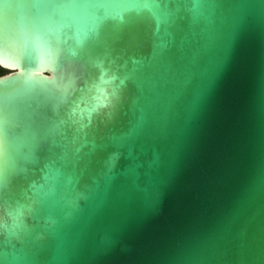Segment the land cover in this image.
Segmentation results:
<instances>
[{
	"label": "water",
	"instance_id": "water-1",
	"mask_svg": "<svg viewBox=\"0 0 264 264\" xmlns=\"http://www.w3.org/2000/svg\"><path fill=\"white\" fill-rule=\"evenodd\" d=\"M0 57V264H264V0H0Z\"/></svg>",
	"mask_w": 264,
	"mask_h": 264
},
{
	"label": "snow or ice",
	"instance_id": "snow-or-ice-1",
	"mask_svg": "<svg viewBox=\"0 0 264 264\" xmlns=\"http://www.w3.org/2000/svg\"><path fill=\"white\" fill-rule=\"evenodd\" d=\"M10 64H11V60L9 58L0 57V67H4L5 65H10ZM7 70L9 72L14 71V69L11 67H8Z\"/></svg>",
	"mask_w": 264,
	"mask_h": 264
},
{
	"label": "trees",
	"instance_id": "trees-1",
	"mask_svg": "<svg viewBox=\"0 0 264 264\" xmlns=\"http://www.w3.org/2000/svg\"><path fill=\"white\" fill-rule=\"evenodd\" d=\"M5 71L3 69L0 68V74L4 73Z\"/></svg>",
	"mask_w": 264,
	"mask_h": 264
}]
</instances>
